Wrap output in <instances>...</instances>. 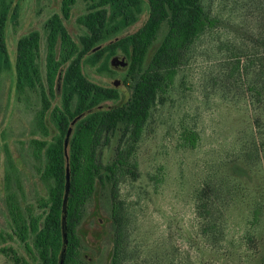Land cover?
I'll use <instances>...</instances> for the list:
<instances>
[{
	"label": "rangeland",
	"instance_id": "1",
	"mask_svg": "<svg viewBox=\"0 0 264 264\" xmlns=\"http://www.w3.org/2000/svg\"><path fill=\"white\" fill-rule=\"evenodd\" d=\"M236 1L211 0L212 12L221 21L194 41L168 99L153 109L137 149L138 177L130 175L120 182V196L129 218L124 264H264V102L256 103L244 83L246 79H233L224 61L232 53L227 50L231 43H252L248 36L261 29L258 26L259 22L263 24V16L256 5L235 6ZM60 2L0 0L7 48L6 58L0 61V264H39L37 254L14 234L9 206L12 202L18 204L26 216L45 212L38 202L48 195L39 172L43 157L35 155L33 141L43 139L49 146L57 136L49 114L44 118L48 132L42 131L37 112L43 89L50 98V110L62 109L67 63L60 58L59 38L49 43L46 26L53 14L60 13ZM241 2L245 4L247 0ZM138 3L143 7L138 19L130 25L118 18L107 20L101 39L83 59V71L92 82L118 92L117 98L99 100L93 107L109 108L131 98L137 77L130 70L131 47L127 44L112 49L111 44L138 30L147 19V2ZM87 12L88 3L78 0L70 18L64 20L76 42V54L81 53L80 39L88 34L77 17ZM34 31L40 33V81L20 94L14 70L17 41ZM166 32L164 24L147 61ZM49 57L58 63L52 92L47 81ZM84 116L79 114L69 122L62 144L66 153L73 130ZM185 128L200 131L202 138L197 148L184 147ZM120 134L119 130L108 145L101 147L100 159L104 163L113 159ZM222 173L230 187L226 196L225 189L217 192ZM210 174H216L211 193L215 192V201L222 204L215 211L222 225L217 234L208 229V216L196 203V186ZM256 203L261 208V218L252 227L249 223ZM111 222L97 189L85 204L78 226L81 253L90 264H111ZM9 248H14L25 262H15Z\"/></svg>",
	"mask_w": 264,
	"mask_h": 264
},
{
	"label": "trees",
	"instance_id": "2",
	"mask_svg": "<svg viewBox=\"0 0 264 264\" xmlns=\"http://www.w3.org/2000/svg\"><path fill=\"white\" fill-rule=\"evenodd\" d=\"M77 1L61 0L60 13L53 14L46 23L48 41L53 44L59 38L60 58L67 63V67L62 81L61 111L50 110V98L43 89L40 94L41 107L37 112V124L45 134L48 132L44 125L47 114L57 130L53 145L48 146L43 139L33 141L35 155L42 154L43 157V168L39 172L48 195L38 202L45 212L43 215L30 213L26 216L22 208L13 202L10 203L9 212L14 234L29 251L37 254L39 264H60L61 261V264H90L81 253L82 239L78 226L84 216L85 204L99 189L112 220L114 247L111 264H124L129 244V218L120 196V182L130 175L133 179L138 177L137 149L153 109L168 99L181 66L189 58L194 41L208 28L215 27L221 19L213 14L211 0H145L148 15L143 25L111 44L112 49L127 44L131 47L130 70L137 74L131 98L124 104L97 108L93 107L96 102L115 99L118 92L92 82L83 71V59L92 53L101 39L107 20L118 18L124 25H130L138 19L143 7L138 0H84L88 3V12L78 16L77 22L88 30V34L80 39L81 53L76 54V42L64 20L70 18ZM241 1H236L235 6L238 3L245 7L256 5V10L263 16V24L259 22L258 28L261 29L249 34L251 44L245 41L231 43L227 50L232 53L224 61H227L230 76L236 80L246 79L244 83L252 98L256 103H263L264 0H247L245 4ZM164 24L167 25V32L147 61L150 48ZM39 48L38 31L24 35L17 41L14 70L15 87L20 94L34 88L40 81ZM0 49L4 50L0 51V61H4L7 48L3 16H0ZM98 54L94 53L95 59ZM47 69L49 91L52 92L58 63L49 57ZM82 113L85 116L75 126L66 153L62 144L69 122ZM119 130L120 142L116 153L113 159L104 163L100 159L101 147L108 145ZM201 138L197 129L185 128L182 131L184 147L197 148ZM234 167L238 169L240 166ZM67 172L70 180L64 204ZM224 174L220 176L217 192L225 189L223 193L226 196L230 187ZM215 175H207L204 182L196 186V203L208 216V229L217 234L221 232L222 225L215 211L217 213L218 205L222 204L215 201V192L211 193L214 189L211 190L210 185L216 179ZM260 218L261 208L256 203L249 224L254 227ZM3 250L7 251L6 248ZM8 250L15 262H25L14 248Z\"/></svg>",
	"mask_w": 264,
	"mask_h": 264
},
{
	"label": "water",
	"instance_id": "3",
	"mask_svg": "<svg viewBox=\"0 0 264 264\" xmlns=\"http://www.w3.org/2000/svg\"><path fill=\"white\" fill-rule=\"evenodd\" d=\"M69 180H70V177H69V172H67V176H66V194H65V200H64V204L66 203V200H67V193H68V189H69ZM64 218V216H63ZM64 242L66 244L67 240H66V236H65V233H64ZM62 263V261H61ZM60 263V264H61Z\"/></svg>",
	"mask_w": 264,
	"mask_h": 264
}]
</instances>
